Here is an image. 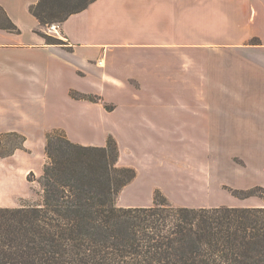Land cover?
I'll use <instances>...</instances> for the list:
<instances>
[{
    "label": "crops",
    "instance_id": "1",
    "mask_svg": "<svg viewBox=\"0 0 264 264\" xmlns=\"http://www.w3.org/2000/svg\"><path fill=\"white\" fill-rule=\"evenodd\" d=\"M39 1L0 0L21 30L0 29V133H20L28 143L59 129L100 147L113 136L119 165L137 171L123 192L148 188L146 200L119 206L152 205L173 134L197 142V159L211 158L213 141L224 139L216 123L264 124V0H97L60 24L62 45L37 33L46 32L30 12ZM71 91L100 96L113 110ZM229 92L232 102L214 96ZM164 151L166 163L158 157ZM208 165L197 160L199 190L210 183ZM24 166L27 174L44 172L33 160Z\"/></svg>",
    "mask_w": 264,
    "mask_h": 264
},
{
    "label": "trees",
    "instance_id": "2",
    "mask_svg": "<svg viewBox=\"0 0 264 264\" xmlns=\"http://www.w3.org/2000/svg\"><path fill=\"white\" fill-rule=\"evenodd\" d=\"M97 0H40L30 12L43 28L62 24ZM0 29L20 34L0 6ZM48 45L62 40L37 31ZM77 100L113 105L71 91ZM17 132L0 133V162L24 149ZM41 201L0 207V264H264V187L229 189L257 206L181 207L161 192L145 207H120L121 191L137 177L119 165L111 136L105 146L73 142L63 130L46 135Z\"/></svg>",
    "mask_w": 264,
    "mask_h": 264
},
{
    "label": "rangeland",
    "instance_id": "3",
    "mask_svg": "<svg viewBox=\"0 0 264 264\" xmlns=\"http://www.w3.org/2000/svg\"><path fill=\"white\" fill-rule=\"evenodd\" d=\"M46 33L52 36L49 27L46 28ZM53 37L65 43L61 38L62 35L61 37L53 35ZM214 96L218 97L216 100L219 102L234 100L231 92ZM243 96L245 97V95ZM254 99L258 101V94L254 95ZM224 121L225 123L218 122L214 126L218 135L224 139L213 141L219 146L216 156L211 157V161V158L203 155L197 159V142L193 138L181 139L178 134H173L168 141L169 165L168 167L165 165L164 172L161 174L163 179L158 182L159 187L155 188L153 192V202L155 194L161 192L173 205L181 207H243L257 206L262 203L259 199L241 201L234 197L229 189L264 187V124L254 119L233 118ZM177 126L182 128L184 125L175 124L172 127L176 128ZM226 129L230 132L229 135H225ZM156 143V141L153 142V144ZM166 143L164 142L165 145ZM45 147L46 140L27 143L26 139L24 149L18 150L15 153L18 154L16 157L0 162V207H20L41 201V188L38 181L43 174L39 176L36 171L27 174V167L24 166V163L33 160L35 166L41 164L45 167L48 160ZM155 155L157 156L156 151ZM158 157L166 163V151L163 156L161 154ZM197 160H201L203 165L205 164L202 167L207 169L209 168L208 164L211 163L212 169L211 175H207L208 172L205 174L207 180H204V183L206 185L209 182L208 176H211L208 188L201 190L197 187L199 185L197 182ZM156 177H158L157 174ZM140 185L137 183L124 192L123 189L118 196L117 205L133 200H146L148 188H142Z\"/></svg>",
    "mask_w": 264,
    "mask_h": 264
},
{
    "label": "built area",
    "instance_id": "4",
    "mask_svg": "<svg viewBox=\"0 0 264 264\" xmlns=\"http://www.w3.org/2000/svg\"><path fill=\"white\" fill-rule=\"evenodd\" d=\"M49 31L52 36L54 35L56 37H61L60 24H53L51 27H49Z\"/></svg>",
    "mask_w": 264,
    "mask_h": 264
}]
</instances>
